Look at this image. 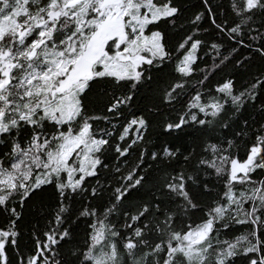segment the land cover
Instances as JSON below:
<instances>
[{"label": "snow or ice", "instance_id": "snow-or-ice-1", "mask_svg": "<svg viewBox=\"0 0 264 264\" xmlns=\"http://www.w3.org/2000/svg\"><path fill=\"white\" fill-rule=\"evenodd\" d=\"M0 264H264V0H0Z\"/></svg>", "mask_w": 264, "mask_h": 264}, {"label": "trees", "instance_id": "trees-1", "mask_svg": "<svg viewBox=\"0 0 264 264\" xmlns=\"http://www.w3.org/2000/svg\"><path fill=\"white\" fill-rule=\"evenodd\" d=\"M186 2L192 3V2H194V0H186ZM229 70H231V65H229L228 68H226V69H222V71H229ZM217 75H219V73H217ZM215 78L216 77H213V79H215ZM240 230H242V229H240Z\"/></svg>", "mask_w": 264, "mask_h": 264}]
</instances>
